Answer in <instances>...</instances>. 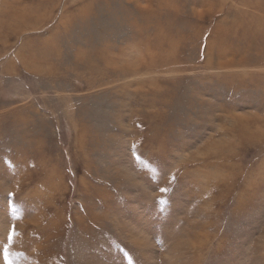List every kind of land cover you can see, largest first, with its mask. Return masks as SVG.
I'll list each match as a JSON object with an SVG mask.
<instances>
[{
  "label": "rangeland",
  "instance_id": "1",
  "mask_svg": "<svg viewBox=\"0 0 264 264\" xmlns=\"http://www.w3.org/2000/svg\"><path fill=\"white\" fill-rule=\"evenodd\" d=\"M257 61L264 0H0V264H264Z\"/></svg>",
  "mask_w": 264,
  "mask_h": 264
},
{
  "label": "bare ground",
  "instance_id": "2",
  "mask_svg": "<svg viewBox=\"0 0 264 264\" xmlns=\"http://www.w3.org/2000/svg\"><path fill=\"white\" fill-rule=\"evenodd\" d=\"M19 17V16H18ZM21 17H23L22 16V14H21ZM238 50H239V48H237V49H235L234 48V50L233 49H226L225 51H224V55H219L218 57H217V59H216V61L215 62H212V61H208V64H215L216 66H218V67H220V68H225V67H230L231 65H234V64H237V62H235V58H234V56H232V57H225L228 53H230V55L231 54H235L234 52L236 51V52H238ZM256 50V49H255ZM257 51V50H256ZM258 62V64L257 65H260V64H262V63H264V61L262 62H260V61H257ZM240 63H243L242 62V60H240L239 62H238V64H240Z\"/></svg>",
  "mask_w": 264,
  "mask_h": 264
},
{
  "label": "snow or ice",
  "instance_id": "3",
  "mask_svg": "<svg viewBox=\"0 0 264 264\" xmlns=\"http://www.w3.org/2000/svg\"><path fill=\"white\" fill-rule=\"evenodd\" d=\"M161 191H166V189L162 188ZM10 238V237H9Z\"/></svg>",
  "mask_w": 264,
  "mask_h": 264
}]
</instances>
